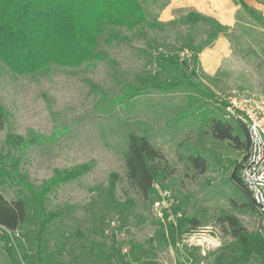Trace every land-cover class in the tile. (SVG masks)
Wrapping results in <instances>:
<instances>
[{"label":"rangeland","instance_id":"obj_1","mask_svg":"<svg viewBox=\"0 0 264 264\" xmlns=\"http://www.w3.org/2000/svg\"><path fill=\"white\" fill-rule=\"evenodd\" d=\"M144 6L156 28L122 30L127 39L109 42L103 35L98 49L106 60L30 74L0 62V177L20 175L38 185L54 170L89 166L45 195L47 210L60 212L44 235L52 264H122L115 249L126 264H264V253L253 248L264 218L231 179L244 148L214 138L207 122L221 118L245 141L242 127L224 117L219 100L264 94V23L241 8L205 47L210 25L186 23L184 5L149 0ZM160 54L181 61L185 74L193 67V86L126 97L124 89L142 78H182L180 70L157 59ZM129 133L145 136L163 154L165 175L146 197L125 176ZM189 154L206 160L203 173L185 160ZM112 174L117 180L109 195ZM23 187L0 178L8 201L28 196ZM164 202L165 207L159 204ZM189 219L173 244L169 222ZM34 221L28 214L7 233L20 253L34 251ZM3 244L0 239V264H12Z\"/></svg>","mask_w":264,"mask_h":264},{"label":"trees","instance_id":"obj_2","mask_svg":"<svg viewBox=\"0 0 264 264\" xmlns=\"http://www.w3.org/2000/svg\"><path fill=\"white\" fill-rule=\"evenodd\" d=\"M149 0H0V62L11 71L20 74H30L38 71H47L52 66L61 68H78L83 64L106 60L104 51L98 49V42L103 35L105 41L127 39L122 30L133 31L139 28H156V20L147 17L144 3ZM243 9L257 20L264 23L260 13L250 8L244 0H236ZM184 21L190 25L197 22H206L210 25L208 40L204 46L214 42L223 26L212 18L198 12L189 11ZM202 47V46H201ZM196 50L192 58L196 63L197 54L202 48ZM159 61L169 64L182 72V78L163 80L157 76L140 79L139 85H128L124 90L126 97L141 91L157 89L170 91L182 85L193 86L191 77L194 74L192 67L188 74L183 72L182 62L173 56L160 54ZM211 94H209L210 96ZM3 108L0 104V129ZM211 135L219 140H231L236 148H244L245 141H241L233 134L232 126L216 116L208 118ZM246 135L244 124H239ZM17 139L22 140L21 137ZM42 141V140H41ZM185 160L203 173L206 170V160L198 154H189ZM162 152L153 146L143 135L129 133L126 149L123 153L125 176L129 186L142 196H148L153 185L162 175L165 168L162 166ZM231 173L234 184L245 194L253 206L251 196L240 179L241 162L235 164ZM89 169L87 164L54 170L52 175L40 184L27 182L22 176L15 177L9 173L2 179L11 180L24 186L27 195L16 200L8 201L0 193V239L3 241L6 254L12 264H52L53 255L45 251L44 235L51 222L55 221L59 211H49L45 207V195L61 183L78 178ZM117 180L111 176L108 189L112 195ZM254 207V206H253ZM28 214L35 219L33 230L34 251L20 253L18 245L8 236L13 233L26 220ZM169 222V231L172 243L176 236L188 224ZM195 228V227H192ZM255 239L253 248L257 253H264V227ZM112 239L114 235L112 233ZM13 242V243H12ZM245 243H243L244 245ZM245 246H247L245 244ZM250 248V246H248ZM122 264L123 255L115 249Z\"/></svg>","mask_w":264,"mask_h":264},{"label":"built area","instance_id":"obj_3","mask_svg":"<svg viewBox=\"0 0 264 264\" xmlns=\"http://www.w3.org/2000/svg\"><path fill=\"white\" fill-rule=\"evenodd\" d=\"M219 101L224 102V117L246 128L247 144L239 175L255 210L264 218V94L221 95ZM159 204L166 206V202ZM155 210L158 212V207Z\"/></svg>","mask_w":264,"mask_h":264},{"label":"crops","instance_id":"obj_4","mask_svg":"<svg viewBox=\"0 0 264 264\" xmlns=\"http://www.w3.org/2000/svg\"><path fill=\"white\" fill-rule=\"evenodd\" d=\"M175 5L185 6L188 11L198 12L217 20L221 25H231L236 11L243 8L236 0H172ZM264 17V0H244Z\"/></svg>","mask_w":264,"mask_h":264},{"label":"water","instance_id":"obj_5","mask_svg":"<svg viewBox=\"0 0 264 264\" xmlns=\"http://www.w3.org/2000/svg\"><path fill=\"white\" fill-rule=\"evenodd\" d=\"M245 143L247 144V140H246V138H245ZM235 169V168H234ZM234 169H233V171H234Z\"/></svg>","mask_w":264,"mask_h":264}]
</instances>
